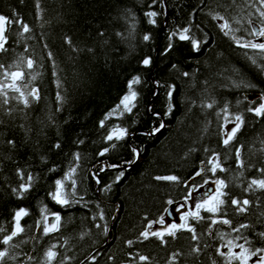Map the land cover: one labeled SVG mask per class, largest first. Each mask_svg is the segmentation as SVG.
Here are the masks:
<instances>
[{"label":"trees","instance_id":"obj_1","mask_svg":"<svg viewBox=\"0 0 264 264\" xmlns=\"http://www.w3.org/2000/svg\"><path fill=\"white\" fill-rule=\"evenodd\" d=\"M229 4L230 0H39L37 7V0H0V14L18 17L31 29L21 35L22 26L11 25L8 51L0 52V64L10 71L19 64L25 72L21 87H37L41 97L28 108L15 100L0 107V227L6 229L0 239L12 230L18 209L29 212L21 220L25 232L13 241L19 247L10 249L16 259L6 264H42L51 245L59 253L52 264H169L173 253H178L174 264H212L213 260L226 264L217 249L227 252L222 245L228 240L243 243L237 236L246 237L252 248H264L259 236L264 232V190L246 191L251 179L262 178L257 169L264 167V153L259 151L264 147V117L247 111L264 98V73L251 63L253 51L225 36L218 26L222 21L210 15L219 12L232 20L254 11L246 7V0L226 7ZM152 11L155 17L146 15ZM252 19L258 24V17ZM188 26L190 36L201 41L199 50L189 40L179 39V32ZM247 28L244 23L234 35L247 36ZM22 58H32L34 68L27 69ZM145 59L150 63L145 65ZM57 76L61 89L56 87ZM136 76L141 78L134 86L136 107L105 119ZM57 91L64 97L62 107ZM213 100L211 109L204 106ZM226 104L232 116L243 113L245 120L237 142L227 148L222 145L225 113L221 112ZM7 108L13 109L11 115ZM161 124L165 127L150 134ZM114 127L127 129L128 135L108 141ZM240 144L244 169L235 159ZM105 148L109 151L100 155ZM213 152L220 153L228 171L215 175L205 171L195 178L206 167L201 161L207 162ZM248 163L255 167H247ZM72 167L76 189L70 198L78 202L62 206L50 193L55 181ZM21 169L24 180L18 175ZM120 172L124 175L117 181ZM29 174L34 177L32 188L20 198L13 189ZM166 175H177L187 185L156 179ZM217 177L228 183L229 193L219 216L231 220V225H211L209 214L202 211L205 220H190L198 240L187 231L175 238L165 236L166 244L156 237H140L149 221L185 201L193 181L199 186ZM65 185L71 193V181ZM230 198H247L252 204L246 213H239ZM45 206L47 213L41 211ZM54 212L61 215L62 227L46 236L42 218ZM241 224L250 227L240 233L232 230ZM128 240L133 241L131 246ZM196 246L201 248L198 254L192 252ZM139 255L148 256L149 262L139 261ZM28 256L34 259L29 261Z\"/></svg>","mask_w":264,"mask_h":264},{"label":"snow or ice","instance_id":"obj_2","mask_svg":"<svg viewBox=\"0 0 264 264\" xmlns=\"http://www.w3.org/2000/svg\"><path fill=\"white\" fill-rule=\"evenodd\" d=\"M155 3V0H153ZM236 5V0H230V4L228 6ZM37 7H39V0H37ZM246 7L253 9L254 11H250L247 13L246 16L242 18H235L233 17L232 20L227 18L225 15L220 14L219 12L212 13L210 11V15H213V19L222 21L218 26L220 30L224 33L225 36H229L237 46H239L242 49H251L253 51V56L250 57L251 63L253 65H256L259 70L264 73V40H260L259 42L255 38H264V0H246ZM149 17H155L157 15L156 12H148L146 13ZM256 16L258 17V24H255L253 22L252 17ZM152 23H155V20L151 21ZM20 24L22 26V33H29L31 31L30 27L23 22L22 19L18 17H12L0 14V52H6L8 49L6 48V44L8 43V35L10 27L12 24ZM233 23L238 25V27H233ZM246 23L250 26V28L244 29V31L247 33V36H240L237 37L234 35L235 32L241 31V28L243 24ZM190 26L184 27L179 32V39L180 40H189L193 48L195 50H199L201 46V41L195 40L190 36ZM145 40L149 39L148 36L144 37ZM66 42L68 44H71V38H66ZM247 55V53H245ZM48 55L51 57L52 53L49 52ZM257 57L260 59L258 60ZM21 62L24 63L25 67L29 70L34 68L35 61L32 58H28L26 61L21 59ZM145 65L150 63L149 59H145L143 61ZM13 67L16 69L14 71H10L8 68H6L3 64H0V76H2V79H0V107L8 106L12 100H15L16 102L23 104L25 108H28L31 106V103L33 101L40 100V92L39 88L37 87H31L29 88L27 84L24 85V88L21 87L20 82H23L25 80V72L20 68L19 64H14ZM37 74L31 75L30 79L31 81H35L37 79ZM55 75V73H54ZM185 75H188L185 73ZM56 87L58 89L62 88V81L57 76V79L55 81ZM141 83V78L139 76L133 77L127 85L128 91L120 100V103L115 106L114 109H112L105 117V119L110 118L111 116L119 113L120 115H123L124 113H131L133 108L136 107V100L138 93L135 90V85H139ZM243 84V81H241ZM239 86V85H237ZM245 87H252L250 84H243ZM9 91L12 93H15V95L10 96ZM171 95V93H169ZM57 101L59 102L60 106L62 107L64 102V97L61 94L60 91H57L56 93ZM216 102L213 100L211 103H207L204 105L205 107L211 109ZM59 110V109H58ZM13 109L7 108V113L9 115L12 114ZM171 111V109H169ZM248 112L254 113L257 117H264V98H262L261 102L255 106L250 107L247 109ZM221 112L225 113L224 120V137L222 139V145L226 148L230 145H233L234 142H237L238 134L241 132L242 127L244 126L245 120L243 113L235 114L232 116L228 112V106L225 105L224 108L221 109ZM159 115V114H156ZM232 116L230 119L229 117ZM100 126H105V120H101ZM232 124L233 126L231 128H228L227 125ZM163 127H165L163 124L160 125L159 128L153 129V132L150 134H155L156 132H159ZM128 135V131L125 128L121 127H114L112 131L106 136V139L108 141L121 140L125 136ZM9 145L15 144L14 141L9 140L7 141ZM79 143H83V141H79ZM262 145H264V141H262ZM114 146V145H113ZM56 148L60 147V144L55 145ZM244 145L240 144L238 147L235 148V159L237 162V165L239 168L244 169L246 167V162L242 157ZM109 149L105 148L100 155H104V153L108 152ZM262 153H264V147L259 149ZM138 155V153H137ZM80 159V154H75V160ZM225 159H227V156H225ZM202 164L206 163L205 168L199 169L195 176H202V174L205 171L211 172L213 175H215L217 172H227L228 169L224 167L223 162L220 159V153L213 152L212 156L207 160V162L201 161ZM207 165H210L211 167H207ZM115 167V166H113ZM247 167H255V165H252L251 163L247 164ZM258 172L261 173L262 178H253L249 182L246 191H255L256 189L264 190V167L258 168ZM76 172V168L72 167L68 171V173L65 175L63 179H58L55 181V191L50 193V196L53 201H55L57 204L62 206H70L73 203H77L78 201H75L74 199L70 198L71 194L75 193L76 189V182L73 179V176ZM18 175L21 177L22 180H24V172L23 170H18ZM124 173L120 172L116 180L119 181L123 177ZM240 175H243V172L240 173ZM157 180L160 181H167L172 183H184L187 185L186 181H182L181 177L177 175H166V176H158L156 177ZM34 180V177L29 174L27 176L26 182H22L18 188L13 189V192L18 195L20 198H23L24 195L32 188V181ZM65 181H71V193L68 191L65 185ZM97 183H99V180L97 179ZM209 183L208 179H205L203 181V184L197 186L195 182L193 181V184L190 187V190L185 195L184 199L192 200L193 205L189 207V210L186 212H180L179 219L180 223H177L175 220H173L171 223H168L166 225V220L164 216H160L158 220L155 221H149L145 230L140 233V237H142L144 240L149 239L150 237H156L161 241V243L166 244L167 241L165 240V236H170L175 238L176 234L181 231H187L191 233V239L192 240H198L199 237L196 235V228L195 226L190 223V220L192 221H203L205 220V216L201 215V212L209 214L207 219L210 220L211 225L215 224H226L231 225L232 221L224 218L222 216H219V214L224 209V206L228 203V200L225 198L229 196V193L225 191V189L228 188V183L223 179L217 177L213 184L214 187L210 188L208 192H204L201 194L200 199H196V197H193L192 192L197 191L204 187V185H207ZM110 187V186H109ZM209 192L211 194L209 195ZM230 202L232 205L236 206V211L239 213H246L248 211L249 206L252 204V201L245 198L243 200H240L238 198H230ZM167 203L169 205H173L174 201L168 200ZM184 205H180L179 208H183ZM179 208H172L170 211L166 210L168 212L169 216H172L173 213L179 212ZM42 212L47 213V207L45 206L42 210ZM29 212L25 208L18 209L14 215H13V227L10 232H7V234L3 235L2 239H0V245H6L8 247H2L0 248V264H6L7 260H15L16 255L10 253V249H15L19 247V243H13L14 240L21 237V235L25 232V228L21 224V220L23 217L28 216ZM51 216L54 217V222L49 223V216L44 215L43 216V234L44 235H50L52 233L59 232L62 227V217L59 213H51ZM219 216V218H217ZM101 219L103 218V212L100 213ZM95 219V217H94ZM159 224V225H166L165 227L158 229V230H152L153 225ZM97 227H100V225H97ZM250 225L248 224H241L237 228H233L232 230L234 232L240 233L241 229H248ZM104 231L107 233V226H104ZM6 232V229L3 227H0V233ZM86 235V233L82 234ZM259 236L261 239H264V232L259 233ZM243 239V243H236L234 240H228L227 244L222 245V248L226 247L228 249L227 252L217 249V253L219 256L224 257L226 264H233V262H238V264H264V248H252L250 246L251 242L243 236H237L236 240ZM26 242V241H21ZM67 243V241H65ZM127 244L131 246L133 244L132 240H128ZM249 245V246H246ZM56 245H51L44 255V260L42 264H52V261L56 260L59 253L55 250ZM238 248L240 251H236L235 249ZM193 253H200L201 248L199 246H196L192 249ZM178 253H173L171 255V259L169 261V264H174V262L177 260ZM255 258V260H253ZM27 259L29 261L33 260L34 257L28 256ZM66 259H71V257H66ZM139 261L142 262H149L150 258L145 255H139L138 257ZM212 264H216V261H212Z\"/></svg>","mask_w":264,"mask_h":264},{"label":"rangeland","instance_id":"obj_3","mask_svg":"<svg viewBox=\"0 0 264 264\" xmlns=\"http://www.w3.org/2000/svg\"><path fill=\"white\" fill-rule=\"evenodd\" d=\"M254 97H255V96H252L251 98H254ZM232 126H233L232 124H228V125H227L228 128H231ZM213 187H214V184H213V182L211 181V182H209V184L204 185V187L201 188V189L199 190V192H197V191H193V192H192V195H193V197H196V199H200L202 193H204V192H208V190H209L210 188H213ZM210 194H211V192H209V195H210ZM182 204L184 205V207H183V208H179V206L182 205ZM192 205H193L192 200H187V201H184V202H182V203H179V204L173 205V206L171 207V209H172V208H179V212H175V213H173L172 216H169L168 213H167V214L164 216V218H165V220H166V225H167L168 223H171L173 220H175L177 223H180V222H181L180 219H179V214H180V212H186V211H188V210H189V207L192 206ZM48 222H49V223L54 222V217H52V216L50 215V216H49V221H48ZM166 225L155 224V225H153V229H152V230H158V229H161V228L165 227ZM235 250H236V251H240V249H238V248H236ZM253 260H255V258H253ZM233 264H238V262H237V263H233ZM250 264H252V262H250Z\"/></svg>","mask_w":264,"mask_h":264},{"label":"water","instance_id":"obj_4","mask_svg":"<svg viewBox=\"0 0 264 264\" xmlns=\"http://www.w3.org/2000/svg\"><path fill=\"white\" fill-rule=\"evenodd\" d=\"M264 39V38H263ZM195 178L199 177V176H194ZM169 211L171 210V208L168 209Z\"/></svg>","mask_w":264,"mask_h":264},{"label":"bare ground","instance_id":"obj_5","mask_svg":"<svg viewBox=\"0 0 264 264\" xmlns=\"http://www.w3.org/2000/svg\"><path fill=\"white\" fill-rule=\"evenodd\" d=\"M168 213V212H167Z\"/></svg>","mask_w":264,"mask_h":264}]
</instances>
